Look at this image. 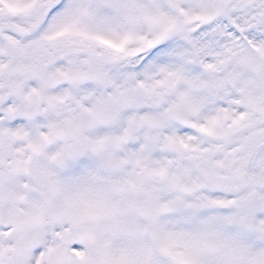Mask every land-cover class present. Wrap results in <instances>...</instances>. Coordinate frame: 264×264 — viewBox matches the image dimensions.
<instances>
[{
  "label": "snow or ice",
  "instance_id": "6c2138e0",
  "mask_svg": "<svg viewBox=\"0 0 264 264\" xmlns=\"http://www.w3.org/2000/svg\"><path fill=\"white\" fill-rule=\"evenodd\" d=\"M0 264H264V0H0Z\"/></svg>",
  "mask_w": 264,
  "mask_h": 264
}]
</instances>
